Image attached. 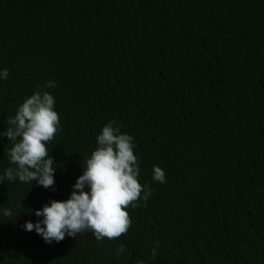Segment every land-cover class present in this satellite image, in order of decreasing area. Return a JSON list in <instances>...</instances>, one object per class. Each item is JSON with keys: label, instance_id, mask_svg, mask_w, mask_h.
Segmentation results:
<instances>
[{"label": "trees", "instance_id": "obj_1", "mask_svg": "<svg viewBox=\"0 0 264 264\" xmlns=\"http://www.w3.org/2000/svg\"><path fill=\"white\" fill-rule=\"evenodd\" d=\"M4 69L0 133L38 89L61 128L52 188L0 183V208L23 205L0 220V264H264V0H0ZM109 121L151 189L128 231L47 244L24 230L69 198ZM11 147L0 135V176Z\"/></svg>", "mask_w": 264, "mask_h": 264}, {"label": "clouds", "instance_id": "obj_2", "mask_svg": "<svg viewBox=\"0 0 264 264\" xmlns=\"http://www.w3.org/2000/svg\"><path fill=\"white\" fill-rule=\"evenodd\" d=\"M7 77V69L0 71V79ZM45 87L54 88L55 82L48 81ZM54 105V96L38 89L19 105L14 117L8 119L7 130L0 135L12 143L8 156L15 167L4 171L0 183L5 179L26 184L35 181L46 189L53 187L55 162L47 145L61 128ZM114 125V121H109L96 137L97 147L86 159V167L72 186L69 198L52 200L35 210L34 215L43 219L36 223L26 221L22 225L24 230H34L47 244L59 243L66 235L75 237L86 230H91L97 241L116 239L128 231L131 218L126 209L136 207L141 199L146 201L151 189L145 190L138 181L133 137L121 133L119 126ZM153 179L165 183L166 173L154 165ZM21 211L20 202L18 211L0 208V220H13ZM119 251L123 252L124 247Z\"/></svg>", "mask_w": 264, "mask_h": 264}]
</instances>
